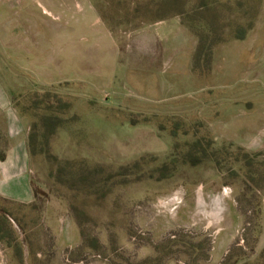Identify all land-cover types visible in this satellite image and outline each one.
Returning a JSON list of instances; mask_svg holds the SVG:
<instances>
[{
	"label": "rangeland",
	"instance_id": "374dc122",
	"mask_svg": "<svg viewBox=\"0 0 264 264\" xmlns=\"http://www.w3.org/2000/svg\"><path fill=\"white\" fill-rule=\"evenodd\" d=\"M22 141L0 264H264V0H0Z\"/></svg>",
	"mask_w": 264,
	"mask_h": 264
},
{
	"label": "crops",
	"instance_id": "0c3cea01",
	"mask_svg": "<svg viewBox=\"0 0 264 264\" xmlns=\"http://www.w3.org/2000/svg\"><path fill=\"white\" fill-rule=\"evenodd\" d=\"M30 154L25 141L12 146L0 159V197L29 203L35 199Z\"/></svg>",
	"mask_w": 264,
	"mask_h": 264
},
{
	"label": "trees",
	"instance_id": "16d2710c",
	"mask_svg": "<svg viewBox=\"0 0 264 264\" xmlns=\"http://www.w3.org/2000/svg\"><path fill=\"white\" fill-rule=\"evenodd\" d=\"M184 11L180 10L179 14H183ZM244 36H238V38H243ZM69 105V104H66ZM30 146V145H29ZM195 148H200L197 144H195ZM30 149V148H29ZM204 152V151H203ZM202 153V152H201ZM201 155V154H200ZM192 157V156H191ZM204 156H201V158H203ZM4 158V156H3ZM196 157L191 158V160L193 161V163L195 164L194 160H196ZM248 161V160H246ZM251 160L248 161V164H246V166H249L251 164ZM196 165V164H195ZM168 166V164H166L163 168H166ZM32 185H33V190H34V194L35 196H39L40 194H42L43 192L35 185L34 181L32 180Z\"/></svg>",
	"mask_w": 264,
	"mask_h": 264
}]
</instances>
